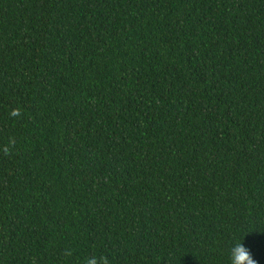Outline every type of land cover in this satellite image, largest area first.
I'll return each instance as SVG.
<instances>
[{
	"label": "trees",
	"instance_id": "1",
	"mask_svg": "<svg viewBox=\"0 0 264 264\" xmlns=\"http://www.w3.org/2000/svg\"><path fill=\"white\" fill-rule=\"evenodd\" d=\"M264 264V0H0V264Z\"/></svg>",
	"mask_w": 264,
	"mask_h": 264
},
{
	"label": "clouds",
	"instance_id": "2",
	"mask_svg": "<svg viewBox=\"0 0 264 264\" xmlns=\"http://www.w3.org/2000/svg\"><path fill=\"white\" fill-rule=\"evenodd\" d=\"M231 264H254L252 252L245 245H236L231 250Z\"/></svg>",
	"mask_w": 264,
	"mask_h": 264
}]
</instances>
